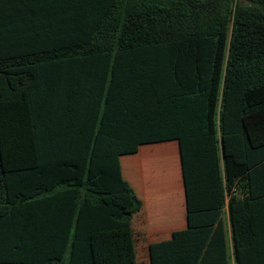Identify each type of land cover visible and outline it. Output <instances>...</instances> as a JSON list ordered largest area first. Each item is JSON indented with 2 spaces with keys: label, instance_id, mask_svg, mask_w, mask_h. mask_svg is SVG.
<instances>
[{
  "label": "trees",
  "instance_id": "trees-1",
  "mask_svg": "<svg viewBox=\"0 0 264 264\" xmlns=\"http://www.w3.org/2000/svg\"><path fill=\"white\" fill-rule=\"evenodd\" d=\"M170 141L188 213L228 199L234 263L264 264V0H0V264H137L120 158Z\"/></svg>",
  "mask_w": 264,
  "mask_h": 264
},
{
  "label": "crops",
  "instance_id": "crops-1",
  "mask_svg": "<svg viewBox=\"0 0 264 264\" xmlns=\"http://www.w3.org/2000/svg\"><path fill=\"white\" fill-rule=\"evenodd\" d=\"M61 70L54 75L55 87L45 91L48 98L55 99L56 109L62 108L63 86L66 79L70 80L68 70ZM74 75L79 80L83 79L80 72ZM74 97L70 110L77 113V116L74 114L75 126L78 120L81 127L88 98L83 101L85 96H82L81 90ZM53 126L58 129L64 127L61 123ZM47 137L50 146L62 150L66 147L65 138H61L58 132L47 133ZM120 163L124 179L142 202L141 209L131 219L137 264H221L220 220L225 229L228 255L235 264L228 199L218 222L213 225L215 211L188 213L177 141L142 145L136 154L122 156ZM46 177L49 178V174ZM250 213L254 214L252 222L264 228V206H255ZM256 233L262 234L264 240V230L257 228ZM252 239L254 237L247 236L243 241L241 250L245 249V260L253 259L254 248L249 245L254 243Z\"/></svg>",
  "mask_w": 264,
  "mask_h": 264
}]
</instances>
